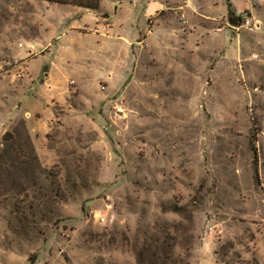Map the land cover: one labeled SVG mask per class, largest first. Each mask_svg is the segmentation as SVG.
<instances>
[{
  "label": "rangeland",
  "instance_id": "1",
  "mask_svg": "<svg viewBox=\"0 0 264 264\" xmlns=\"http://www.w3.org/2000/svg\"><path fill=\"white\" fill-rule=\"evenodd\" d=\"M217 2L0 0V264H264V0Z\"/></svg>",
  "mask_w": 264,
  "mask_h": 264
},
{
  "label": "crops",
  "instance_id": "2",
  "mask_svg": "<svg viewBox=\"0 0 264 264\" xmlns=\"http://www.w3.org/2000/svg\"><path fill=\"white\" fill-rule=\"evenodd\" d=\"M229 1L232 4V11L234 12V15H233V18L234 19H236V18H242V16L244 14H247L251 18V21H252L254 19V14L252 13L251 5L253 3V5L255 6L256 3L257 4L258 3H261L262 0H219V2H217L216 4L214 3V5L219 6L218 7V10H221L218 15H220V14L222 15V17L224 19L225 26H227V27L230 28L231 26H235V25H233L231 23V21H230V16H231L230 15L231 14V10L230 9L231 8L228 5V2ZM242 21H239L238 23H241ZM256 22H259V20H256ZM259 27H260V24H259ZM24 48H22V49H24ZM28 55H29V53L27 55H25L22 59L23 60L24 59H27L28 58ZM51 76H52L51 73H49L48 79H46V81L47 80H50L51 79ZM22 119H23V117H22ZM23 121L25 123V120L24 119H23ZM49 121H51V117L46 122H44L43 130H44L45 137H46V135L48 133L47 127H48ZM25 126H26V123H25ZM26 129H27L29 135L31 136V138L33 139V136H32V134L29 131V129H28L27 126H26ZM33 141H34V139H33ZM35 144H36V142H35ZM3 255H5V254L3 253L2 256ZM2 256L0 254V259H1ZM13 261L16 262L17 261L16 258H14ZM31 264H33V261L32 260H31Z\"/></svg>",
  "mask_w": 264,
  "mask_h": 264
},
{
  "label": "trees",
  "instance_id": "3",
  "mask_svg": "<svg viewBox=\"0 0 264 264\" xmlns=\"http://www.w3.org/2000/svg\"><path fill=\"white\" fill-rule=\"evenodd\" d=\"M50 2H53V3H58V4H62V5H73V6H78V7H81V8H84V9H89V10H92V11H96L99 7V4H100V1L101 0H48ZM228 5L229 7L231 8V16H230V21L233 25L235 26H238L240 25V23H238L239 21H242V18H236L234 19L233 18V15H234V12L232 11V4L231 2L229 1L228 2ZM8 137L10 139H8ZM12 140V136H5V141L8 142ZM12 149L13 146H12ZM13 151V150H12ZM19 153V151H18ZM20 154V153H19Z\"/></svg>",
  "mask_w": 264,
  "mask_h": 264
},
{
  "label": "built area",
  "instance_id": "4",
  "mask_svg": "<svg viewBox=\"0 0 264 264\" xmlns=\"http://www.w3.org/2000/svg\"><path fill=\"white\" fill-rule=\"evenodd\" d=\"M243 19H244V24H245V26H247L251 31H253L255 26H254V25L251 26V21H250V19H249L248 17H246L245 15L243 16ZM19 47L22 49V48H24V45H23V44H19ZM30 55H31V52H30ZM23 76H24L23 71H22V70H21V71L19 70V71L15 74L14 78H18V79H20V78H22ZM121 105H122L121 103H120V104L116 103V106L114 107V108L116 109V111H117V114H118V113H121V112L123 111Z\"/></svg>",
  "mask_w": 264,
  "mask_h": 264
},
{
  "label": "water",
  "instance_id": "5",
  "mask_svg": "<svg viewBox=\"0 0 264 264\" xmlns=\"http://www.w3.org/2000/svg\"><path fill=\"white\" fill-rule=\"evenodd\" d=\"M259 27V26H258Z\"/></svg>",
  "mask_w": 264,
  "mask_h": 264
}]
</instances>
